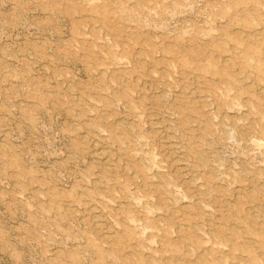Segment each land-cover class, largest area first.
Segmentation results:
<instances>
[{
    "label": "rangeland",
    "instance_id": "374dc122",
    "mask_svg": "<svg viewBox=\"0 0 264 264\" xmlns=\"http://www.w3.org/2000/svg\"><path fill=\"white\" fill-rule=\"evenodd\" d=\"M0 264H264V0H0Z\"/></svg>",
    "mask_w": 264,
    "mask_h": 264
},
{
    "label": "bare ground",
    "instance_id": "6f19581e",
    "mask_svg": "<svg viewBox=\"0 0 264 264\" xmlns=\"http://www.w3.org/2000/svg\"><path fill=\"white\" fill-rule=\"evenodd\" d=\"M102 150V149H101ZM104 151V150H103Z\"/></svg>",
    "mask_w": 264,
    "mask_h": 264
}]
</instances>
